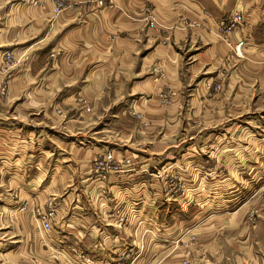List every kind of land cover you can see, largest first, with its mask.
Instances as JSON below:
<instances>
[{"label": "crops", "instance_id": "obj_1", "mask_svg": "<svg viewBox=\"0 0 264 264\" xmlns=\"http://www.w3.org/2000/svg\"><path fill=\"white\" fill-rule=\"evenodd\" d=\"M115 2L111 7L104 6V17L96 23L103 27L102 34L96 39L89 37L88 41L96 40L91 44L95 46L88 44V50L81 46L79 53L60 58L65 68L50 70L48 83L34 88L40 96H50L53 86L58 90L56 84L62 80L64 85H72L71 90L95 99L94 112L103 100H110L108 108H116L111 111L112 118L106 119L110 126L83 134L88 141L79 150L84 161L78 175L88 181V189L81 195L70 193L60 202L68 204L61 206L68 214L58 211L68 216L64 237L93 256L90 264H118L125 253L129 261L138 248V258L146 262L149 241L156 244L153 254L162 253L175 242L179 245L181 236L187 233L181 228L189 220L179 219L182 227L176 230L138 229L137 197L135 192L132 194L136 170L93 178L87 163L107 148L118 154L115 140L138 139L141 133H147L142 122L150 126L164 124L166 128L176 124L178 118H183L178 108L185 106V121L209 124L183 137L208 141L209 154L224 157L225 177L229 176L225 178V209L214 216H225L222 227L234 233L235 239L230 241L240 250L242 262L264 264V0ZM149 14L157 18L156 24L147 22ZM234 16H238L239 23L230 32L223 31L221 21ZM35 68L40 71L41 63ZM38 73L33 76L36 78ZM190 110L194 115L188 114ZM105 128L110 129L107 137L96 135ZM167 133L168 129L162 138ZM203 147H199V153ZM73 184V178H69L68 185ZM79 207L80 213L75 210ZM250 217L254 225L249 224ZM207 227L199 230L197 236L202 242L195 251L208 256L205 264H217L216 257L211 260L217 240ZM78 233L82 237L77 238ZM151 235H155L153 240ZM238 236L240 241L236 240ZM56 244L61 248L60 243ZM157 245L159 248H155ZM65 264L76 262L66 260Z\"/></svg>", "mask_w": 264, "mask_h": 264}, {"label": "rangeland", "instance_id": "obj_2", "mask_svg": "<svg viewBox=\"0 0 264 264\" xmlns=\"http://www.w3.org/2000/svg\"><path fill=\"white\" fill-rule=\"evenodd\" d=\"M114 2L0 0V264H65L73 259L76 264H90L93 261V256L81 246L70 244V239L64 237L68 217L64 214L68 213L61 206L68 204L60 202L70 193L87 192L88 181L78 175L84 161L79 150L88 141L83 134L103 125L110 126L106 119L112 118L111 111L116 108H108L110 100H103L94 112L96 100L71 90L72 85H64L62 80L56 84L58 90L53 86L50 96H40L34 88L48 83L50 70L65 68L58 61L60 58L79 53L81 46L88 50L87 45L96 42L88 41L89 37L96 39L102 34L103 27L96 23L104 17V6L111 7ZM151 14L146 20L153 25L157 18ZM89 50L94 49L89 47ZM38 63L42 66L40 71L35 68ZM34 72H40L37 79ZM185 109V106L178 108L177 113L183 118H178L176 124L170 123L169 128L142 122L147 133H141L138 139L121 137L115 140L118 154L107 148L87 163V171L93 178L98 174L103 177L136 170L137 182L132 194L135 192L137 197L138 229L176 230L181 226L179 219L189 220L181 228L187 233L181 236L179 245L175 242L163 248L162 253L153 254L152 247L156 244L149 241L146 262L138 258L141 254L138 248L137 255L131 254L129 261L127 253L121 254L118 264L208 263V256L195 251L201 246L197 234L207 226L217 240L211 260L213 256L217 264H246L240 250L230 241L235 239L234 233L222 227L225 216H214L225 209V178L229 176L225 177L224 157L209 154L208 141L183 137L209 124L185 121ZM188 114L194 115L192 110ZM167 129V136L162 138ZM104 130L96 135L106 136L110 129ZM199 147L204 148L200 153ZM214 166L217 169H212ZM69 178L74 180L72 186L68 185ZM75 210L81 212L80 207ZM58 211L64 214L59 215ZM249 224L254 225L252 217ZM78 236L82 237L80 233ZM236 240L240 241V237ZM137 243L140 244L139 240Z\"/></svg>", "mask_w": 264, "mask_h": 264}, {"label": "built area", "instance_id": "obj_3", "mask_svg": "<svg viewBox=\"0 0 264 264\" xmlns=\"http://www.w3.org/2000/svg\"><path fill=\"white\" fill-rule=\"evenodd\" d=\"M239 23L238 16H234L233 19H225L221 21L222 28L226 30V32H230L236 24ZM220 88V85H217V89Z\"/></svg>", "mask_w": 264, "mask_h": 264}]
</instances>
